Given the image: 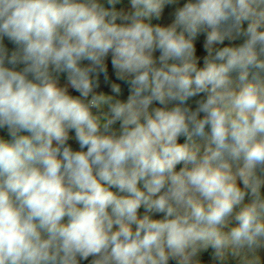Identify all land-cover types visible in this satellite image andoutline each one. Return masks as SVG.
Wrapping results in <instances>:
<instances>
[{"label": "clouds", "instance_id": "1", "mask_svg": "<svg viewBox=\"0 0 264 264\" xmlns=\"http://www.w3.org/2000/svg\"><path fill=\"white\" fill-rule=\"evenodd\" d=\"M120 4L0 0V264H264V0Z\"/></svg>", "mask_w": 264, "mask_h": 264}, {"label": "trees", "instance_id": "2", "mask_svg": "<svg viewBox=\"0 0 264 264\" xmlns=\"http://www.w3.org/2000/svg\"><path fill=\"white\" fill-rule=\"evenodd\" d=\"M183 2H185V0H180V3H181V4H182ZM127 6H128V0H122V4L117 5L118 8H120V7H127ZM172 11H173V8H172V7H168V8H166V9H165V14H164L162 20L159 21V22H160V23H164V24L170 22V20H171V18H172L171 15H170V13H171ZM156 22H157V21H154V23H156ZM203 39H204V36L201 35L200 38H199V41L202 42ZM241 42H242L241 40H237V41H235L234 43L239 44V43H241ZM4 43H5L6 47L9 49L10 52H11L12 50H14L15 46H14L11 42H9L7 39H5ZM198 46H199V43H198ZM201 51H203L202 48H201ZM157 55H158V54H157ZM200 63H201V66H202V60H201ZM60 82H66L63 76H61V78H60ZM123 88H124V98H126V96H127V94H128V92H127V86L124 85ZM72 94H73V95H79L78 93H75L74 91H73ZM200 98H202V96H201V97H196V98H194L193 100H190V101L188 102L189 105H190L191 107L195 108V100H196V99H200ZM117 127H118V125H117ZM73 135H74V134H73ZM0 137H3V138H5V139H8V138H9V137L7 136V131H6V129H0ZM179 142L183 143V142H184V138L181 137L180 140H179ZM201 142H202V141H201ZM69 143L71 144V146L73 147L74 150H78V144H77L76 142H74V140H70ZM180 167H182V165H178V166H177V169H179ZM111 190H112V191H117L115 188H113V189H111ZM143 211H144L143 208H141V210H140L141 215L143 214ZM156 218H159V217L157 216ZM66 219H67V218H66ZM210 253H211V249H209L208 252L203 253V259H204L205 261L210 260ZM84 264H87V262H84ZM170 264H175V262L170 261Z\"/></svg>", "mask_w": 264, "mask_h": 264}, {"label": "rangeland", "instance_id": "3", "mask_svg": "<svg viewBox=\"0 0 264 264\" xmlns=\"http://www.w3.org/2000/svg\"><path fill=\"white\" fill-rule=\"evenodd\" d=\"M61 84H64L65 82H60ZM75 142V141H74Z\"/></svg>", "mask_w": 264, "mask_h": 264}]
</instances>
